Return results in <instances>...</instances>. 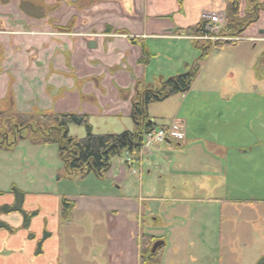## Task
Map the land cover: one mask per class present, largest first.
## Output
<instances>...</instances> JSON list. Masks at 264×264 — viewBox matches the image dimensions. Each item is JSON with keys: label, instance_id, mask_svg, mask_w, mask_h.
I'll return each instance as SVG.
<instances>
[{"label": "crops", "instance_id": "1", "mask_svg": "<svg viewBox=\"0 0 264 264\" xmlns=\"http://www.w3.org/2000/svg\"><path fill=\"white\" fill-rule=\"evenodd\" d=\"M248 2L240 0L239 17ZM225 8L224 0H0V113L6 116L74 113L88 116L89 123L92 118L126 122L122 133L132 132L136 87H157L194 63L202 65L188 92L147 107L157 126L181 124L184 138L148 149L146 169L138 173L111 163L94 187L72 193V181L91 174L67 176L55 164L48 176L35 175L38 162L46 160L41 151L46 144L24 139L1 148L0 207L13 204L8 192L14 187L24 194V212L36 215L27 229L19 213L0 215V222L15 230L0 231V264H141L144 240L139 244L136 231L168 219L166 207L156 214L150 198L139 193L161 200L166 187L172 190V213L196 211L198 202H207L212 216L234 225L238 236L223 247H246L245 239L254 240L248 231L253 227L264 248V13L236 43L209 47L201 61L195 36L180 34L211 14L224 20ZM59 26L70 30L57 32ZM129 38L150 55L146 65L138 64L141 48ZM244 44L250 48H239ZM161 56L164 61L156 65ZM257 67L258 85L246 80L247 71ZM161 105L171 111L168 123L158 124L149 112L153 106L162 112ZM23 141L32 146L17 160ZM128 184L138 188L137 197L131 187L127 192ZM187 185L193 197L186 200ZM62 200L70 204L63 216ZM44 232L49 236L35 254ZM261 258L264 252H258Z\"/></svg>", "mask_w": 264, "mask_h": 264}, {"label": "trees", "instance_id": "2", "mask_svg": "<svg viewBox=\"0 0 264 264\" xmlns=\"http://www.w3.org/2000/svg\"><path fill=\"white\" fill-rule=\"evenodd\" d=\"M226 8L224 11V25L217 33L216 37L239 38L246 28L254 24L261 13H264V0L256 2L249 0L248 9L243 17H239L240 0H224ZM93 2V0H92ZM206 21H201L192 28L180 32L187 36H209L206 31ZM61 32H68L70 28H61ZM131 45H138L141 48V57L138 60L139 65H146L150 60V55L145 51L140 41L133 38L128 39ZM198 49L201 50L199 61L207 55L209 47L221 48L223 46L233 45L234 42H196ZM199 64L194 63L184 73L169 77L162 81L157 87H143L139 90L136 87L135 96L131 100L130 118L134 129L132 132H123L119 135H96L92 132L89 118L86 115L69 114H15V119L19 120L16 125L3 132V120L8 119L3 113H0V149L10 148L18 141L30 139L33 143L54 144L58 148V156L63 165V170L67 176H85L94 175L102 178L110 169L111 161L120 157L124 153L133 155L140 150L143 144V137L146 133L153 131L157 126L147 114V107L150 104L161 102L172 96L185 94L190 89L191 83L197 74ZM13 117V116H12ZM13 117V118H14ZM31 124L34 125L33 131H30ZM70 125L82 127L85 136L82 139L74 140L68 137L67 129ZM161 128H165L161 126ZM8 194L14 197L11 206L0 207V215L19 213L22 218V228L27 229L30 220L36 215V212L26 213L22 209L24 194L16 188L11 187ZM70 208V204L65 200L61 201V216ZM5 230L14 234L15 230L0 222V231ZM48 233H43L40 241L37 242L35 254L40 253L41 243L48 237ZM30 237H32L30 235ZM154 239L144 241L140 247L141 264H155L154 258L158 250L152 254L151 247ZM257 264H264V258H261Z\"/></svg>", "mask_w": 264, "mask_h": 264}, {"label": "rangeland", "instance_id": "3", "mask_svg": "<svg viewBox=\"0 0 264 264\" xmlns=\"http://www.w3.org/2000/svg\"><path fill=\"white\" fill-rule=\"evenodd\" d=\"M59 29H61L60 26L55 27V30L57 32H61ZM215 37L216 36H214V38ZM214 42L217 41H212L210 43ZM243 46H245V48H250L247 44L241 45L239 46V48ZM260 48L261 46L259 45L257 47V54L255 58H258V50H260ZM163 59L164 58L162 56L158 58V62L156 63V65L159 64L161 61H164ZM252 59L255 60L254 57ZM200 66L202 65H199V67ZM246 76V80H248V82H250V80L254 81V79L258 78V67L255 69V71H247ZM256 81L257 82L253 83H256V85H258V80L256 79ZM163 106H165L164 110L161 109L163 108ZM154 108V106L151 107L149 109V112L151 113L152 117H155L157 119L158 124L168 123L171 119V111L167 109L166 105H161L160 107L158 106V108H160L162 112L158 111L157 109L154 110ZM159 113H164V116H161L163 117L162 119L159 116ZM13 117L7 116L8 119L3 120V132L7 131L8 128L16 125L17 122H19V120ZM90 124L93 127V133L98 135L108 134L109 132L110 134L114 133L111 135H119V133L121 134L122 131H124L121 129H124V127L126 128V122L118 123L115 119L92 118ZM34 128V125L31 124L30 131L28 130V132L33 131ZM129 129H131V127ZM67 135L71 139L79 140L85 136V132L82 127L70 125L67 129ZM30 139L32 138H28L29 141ZM18 144L17 145L20 148L18 149V151L20 152V154L16 157L17 160L18 157L23 158V155H25V151L23 150V148H29L30 146H32L28 141L19 142ZM43 147L44 149H42L41 151L43 152V155L46 160L44 162H38L40 168L34 170L36 171L35 175L41 178L48 176V174H50L49 168L53 167L55 164H60L59 172H63L64 170H61V166L63 169V165H61L57 156V145L50 144L43 145ZM150 148L151 147L147 148L143 146L141 151L134 154L132 161L128 163L124 162L126 156L124 158L123 156L116 157L111 161V163L114 165L115 163L120 164L121 162H123V167L125 170L129 166H131L132 169L136 171H138L140 168H143L145 170V155L146 153H148L147 151ZM23 176L24 175H19L17 179L23 180ZM95 178L96 177H94V175H91L90 177H87L83 182L77 181L76 183L75 180L72 181L71 192L73 193L77 189L82 192L84 188L90 189L94 187V185L92 184L96 182ZM76 179L80 180L78 178ZM106 182H108L107 179L104 180V183ZM130 187L133 189L131 190V194L137 197L138 188H134L132 185L128 184V193H130ZM166 188L167 190L164 192V196H162L161 200H155L154 195L148 196V194H146V191L144 190L139 193V195H141L143 198H150V201H148V205L151 210L156 209V214L158 212L163 214L164 208H167L168 220H166L164 216L160 225L156 224L152 227H148V224L144 223L145 226L142 228L140 227V230L136 231L135 234L138 239H140L139 244L141 243V240L147 241L154 238V240H158V242L162 243L163 247L159 250V254L156 255L154 258L155 263L171 264L170 262H173L174 264H212L211 262H214V264H257L258 252H264V248L262 243L258 244V231L254 230L256 228H249L250 230L248 231L250 232V235L251 232H253L251 236L254 238V240L251 241L250 239H245L246 241H248L246 247H242L240 245L238 247L237 243H231L230 245L232 248H225L223 246H228V243L232 242L236 235L238 236V234L234 232V225L226 224L225 220H222L221 218H219V216H212V210H210L211 205H205L207 202H198V204H196L198 210L196 211L195 208L191 207L193 211H191V208L187 211V213L184 214H181L182 211H179L181 215L172 213L170 209H174L175 206L173 205L174 202L171 201V198H173L171 194L172 190H168V187ZM182 192L183 197L186 200L190 197H193L192 195H190L191 191L189 185H187V187L185 186ZM144 203L145 202H143V205ZM188 203L191 202L188 201ZM208 207L209 209L207 210ZM145 218L146 217L144 214L143 220H145ZM160 218L161 216H158L157 220H160ZM139 219L141 218L139 217ZM243 230L247 231V228H244ZM210 231H213V234L209 233ZM236 231H238L237 227ZM212 235L214 240L212 239ZM243 236L247 237L246 234H243ZM156 242L157 241H154V244ZM196 260H198V262H196Z\"/></svg>", "mask_w": 264, "mask_h": 264}, {"label": "built area", "instance_id": "4", "mask_svg": "<svg viewBox=\"0 0 264 264\" xmlns=\"http://www.w3.org/2000/svg\"><path fill=\"white\" fill-rule=\"evenodd\" d=\"M210 22H212L215 26L211 27L210 30L216 32L220 20L215 16L211 15L208 17ZM183 134L181 132V128L177 124H172L167 130H157L155 132H150L145 135L144 147H149L153 144L162 143L165 139H177L180 140ZM131 159L127 158L126 162H130Z\"/></svg>", "mask_w": 264, "mask_h": 264}, {"label": "water", "instance_id": "5", "mask_svg": "<svg viewBox=\"0 0 264 264\" xmlns=\"http://www.w3.org/2000/svg\"><path fill=\"white\" fill-rule=\"evenodd\" d=\"M89 47H94V44H92V42L89 43ZM161 245H162L161 242H156L155 244H153L152 249H151V253H154L156 251V249L158 247H160Z\"/></svg>", "mask_w": 264, "mask_h": 264}]
</instances>
